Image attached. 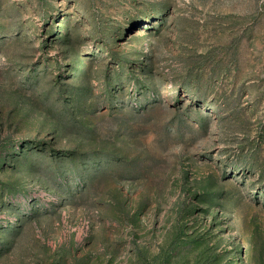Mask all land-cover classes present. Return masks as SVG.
<instances>
[{"label":"rangeland","instance_id":"obj_1","mask_svg":"<svg viewBox=\"0 0 264 264\" xmlns=\"http://www.w3.org/2000/svg\"><path fill=\"white\" fill-rule=\"evenodd\" d=\"M0 264H264V0H0Z\"/></svg>","mask_w":264,"mask_h":264}]
</instances>
